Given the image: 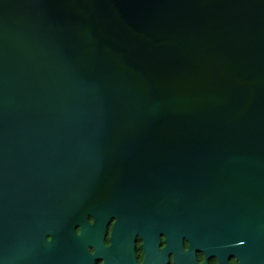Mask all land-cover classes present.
Returning a JSON list of instances; mask_svg holds the SVG:
<instances>
[{
    "label": "water",
    "instance_id": "obj_1",
    "mask_svg": "<svg viewBox=\"0 0 264 264\" xmlns=\"http://www.w3.org/2000/svg\"><path fill=\"white\" fill-rule=\"evenodd\" d=\"M76 226L64 264H264V0H0V264Z\"/></svg>",
    "mask_w": 264,
    "mask_h": 264
},
{
    "label": "flooded vegetation",
    "instance_id": "obj_2",
    "mask_svg": "<svg viewBox=\"0 0 264 264\" xmlns=\"http://www.w3.org/2000/svg\"><path fill=\"white\" fill-rule=\"evenodd\" d=\"M89 220L92 221L91 217H89ZM113 219H111L110 223L107 225L106 227V234H105V238H104V242L106 245H109V235H110V231L112 228V223H113ZM79 226H76L74 228V232H72V235L69 236V234L67 235H63V234H53L54 236H56V238L52 237V234H50V232H47L44 234L45 238H44V247H45V253L47 255V257L50 259L47 261V264H64V260H63V255L65 250H68L69 248H66V246H64V242L69 243L71 242L72 246L74 245V235L79 233ZM59 237V238H57ZM51 241L50 244H48ZM141 239L137 236L136 241H135V254H136V258L138 263L140 264L143 261L144 258V253H143V249L141 247ZM59 244V245H58ZM164 245L163 242V237H161V243H160V247H162ZM183 246L184 248L187 250L190 248V242L189 241H183ZM250 244H247V248L244 249H240L237 251L236 254H238L239 256L242 257H254L256 254V250L255 248H249ZM88 249L90 252H93V248L91 246H88ZM190 251L194 253L195 255V260L197 264H219V260L217 256L211 255L209 253H207L204 250H201L197 247H191ZM60 252V253H58ZM74 252V250H73ZM54 253H58L60 255V260H58L57 256H54ZM220 253H222L223 257L221 259V264L226 263V264H239V259L237 258L238 256L236 254L231 253L230 251L226 250H220ZM258 253H262L261 251ZM57 254V255H58ZM263 259H264V255H262ZM94 264H102V260L101 259H95L94 260ZM167 264H173L172 262V255H169V261L167 262Z\"/></svg>",
    "mask_w": 264,
    "mask_h": 264
}]
</instances>
